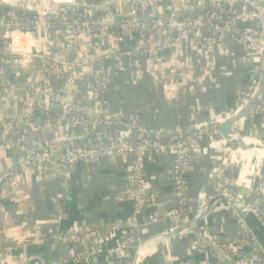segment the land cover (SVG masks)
Segmentation results:
<instances>
[{
	"label": "built area",
	"instance_id": "obj_1",
	"mask_svg": "<svg viewBox=\"0 0 264 264\" xmlns=\"http://www.w3.org/2000/svg\"><path fill=\"white\" fill-rule=\"evenodd\" d=\"M260 4L264 5V0H141L140 17L133 14L132 1L130 7L115 14L103 10L101 14L94 13L83 7H80V13L79 6L72 5L64 9H52L45 15L41 31L37 15L28 16L17 11H26L25 2L7 6L4 0H0V139L6 144L22 142L28 136L45 129L51 130L59 139L46 147H39L36 141H32L31 151L19 157L12 168L2 170L0 188L13 177L32 174L42 180L67 172L80 161L98 162L114 157H127L133 160V164L126 177V188L121 198L133 203L135 212L144 209L157 211V215L150 219L152 224L166 219L171 224L169 231H174L192 215L188 216L181 210L162 211L163 204L158 201L157 194L143 187L146 157L169 151L176 153V163L172 167L170 178L174 187L173 196L178 198L180 204H188L184 184L187 160L201 141L209 139L213 147L210 157L214 164L211 176L214 185L213 199L223 198L249 209L264 228V208H260L256 201L250 202L254 196L264 199V153H258L259 157L256 159L255 151L243 152L218 134L222 116L233 117L240 113L258 85L262 67L261 35L264 33V15L257 12ZM4 6L8 10H4ZM66 12L67 18L64 19L63 13ZM170 13H174L173 21L177 28L169 25ZM152 14L155 16L152 17ZM62 29L67 33L66 46L59 45L53 38ZM109 33L115 34L117 46L128 41L132 47L141 50L87 61L82 60L83 57L80 58L78 52H75L81 36L95 37ZM175 33L177 36H174ZM36 38L40 39L38 43L42 45L41 54L34 51ZM151 43L158 46L152 49L149 47ZM230 45L241 49L242 61L252 80L246 88L237 92L235 103L228 111L214 115L204 123L195 124L191 129L192 133H180L166 144L157 139L142 138L141 135L132 137L130 132L109 136V131L117 128L118 124L105 116L100 101L108 75L113 71L129 66L132 61L130 59L133 58L135 62L132 61L130 66L133 77L138 82L143 78V71L150 73L151 64H159L162 71H168L174 78V83L165 85L166 88L176 94L182 87L186 95H189L196 84L205 80L203 75L188 76L189 71H194L191 52L199 55L198 60L208 64L212 56L227 54ZM154 53H160L161 56ZM105 60L112 61V67L105 66ZM145 65H148V69L144 70ZM55 78L60 81L62 79L63 82L56 84ZM87 81L90 86L85 101L83 105L77 106L71 97H75L73 89ZM62 83L65 84L64 87ZM53 107L58 113L53 114ZM75 112L83 114L77 115ZM258 117L261 120L260 128L264 129V92L252 109L231 125L230 133L244 139L242 128ZM121 119L119 117L120 122L124 121ZM77 129L91 130L99 136L96 141L87 138L85 142L76 143L72 141L71 134ZM105 133L106 137L101 138ZM259 145L264 147V142L259 141ZM252 161L257 162V166L251 164ZM233 167L239 169L235 181L229 173V169ZM247 169L257 178L251 186L244 178ZM243 187L245 195L239 192V188ZM61 221L62 216L57 215L54 220L56 229ZM38 224L39 222L29 240L19 239L18 243L12 244L7 216L0 205V264H22L26 248L39 245L42 241ZM239 227L241 233L238 239L246 236L244 240L251 241L253 236L241 219ZM125 228L130 230L133 224L127 222L125 225L110 224L101 229H75L64 237L63 242L73 246V249H80L79 256L72 262L94 259L100 255L107 237ZM188 232L195 235L197 249L217 256L215 260L205 264H264L262 252L237 257L230 252L231 248L233 251L238 248L236 245H221L216 242L215 237L202 236L199 230L183 233ZM51 234L54 240L56 233ZM248 237L250 238L247 239ZM130 244L127 238L121 240L116 245L115 252L129 249L133 246Z\"/></svg>",
	"mask_w": 264,
	"mask_h": 264
},
{
	"label": "crops",
	"instance_id": "obj_2",
	"mask_svg": "<svg viewBox=\"0 0 264 264\" xmlns=\"http://www.w3.org/2000/svg\"><path fill=\"white\" fill-rule=\"evenodd\" d=\"M58 1L68 2L70 0ZM77 3L94 13L102 12V10L114 14L121 13L131 6L133 14L141 16L139 8L141 0H78ZM257 12L264 15V5L260 4ZM66 36V32L62 29L53 38L59 45L66 46L68 44ZM114 36L113 33L95 37L83 35L77 41L75 52H78L80 58L97 55L96 53L106 51L116 45ZM128 44L130 43L125 41L121 46H128ZM191 56L194 71H189L188 76L203 75L205 80L201 84H196L189 95H186L182 87L176 94L166 88L165 85L174 83V78L169 75L168 71H162L159 64L156 66L151 64L150 73L143 71V78L138 82L135 81L130 66L132 61L135 62L133 58L130 59L132 61L129 62V66L125 65L120 71H113L108 75L105 91L100 101L101 110L105 116H109L118 124L117 128L109 131V136L129 132L132 137H138L143 133L185 134L195 124L204 123L214 115L228 111L235 103L237 92L246 88L250 83L249 72L246 71V66L242 61L241 49L230 45L227 54L212 56L208 64L198 60L199 55L195 52L193 54L191 52ZM162 62L167 61L162 60ZM103 64L111 67L113 65L112 61L106 60ZM147 66H143V69L145 70ZM61 81L63 82L62 79ZM61 81L55 78L56 84ZM62 86L64 87L65 84ZM89 86L90 83L87 81L73 89L75 91V97L71 96L74 99L73 103L77 106L83 105ZM68 93L70 95L71 91ZM139 113L143 114L142 120L137 118ZM119 117L122 118L121 120H126L125 123L120 122ZM139 123H142V127H138ZM260 127L261 120L258 117L245 125L241 132L246 142L255 143L249 151L257 153L254 154L257 156L256 159L259 157L258 153H264V147L259 145V141L264 142V129ZM71 135L73 136L72 141L76 143L85 142L87 138H93V141H96V137L99 136L85 129H77ZM102 137H106V133ZM56 140H59L57 135L49 129L30 135L22 142L13 141L6 144L0 139V173L2 170L12 168L19 157L31 151L32 141H36L39 147H46ZM212 148L209 139L201 141L198 147L189 154L187 167H185L184 184L193 218H199L211 203V209L218 206L212 202L214 197V185L211 178L214 164L210 158L213 154ZM175 163L176 153L171 151L146 157L143 167V187L147 191L155 192L160 201L173 198L174 187L170 178ZM132 164L131 158L114 157L98 162L80 161L73 169L56 176L45 177L42 180H38L32 174L13 177L4 187L0 188V205L7 216L10 242L16 244L19 239L29 240L38 228L36 224L39 222L42 241L39 245L27 247L24 256L26 258V255H29L28 257H31L34 263L40 264L39 259L42 257L39 256L48 250L54 241L51 233H57L58 230L54 225L55 217L61 215L62 221L59 227L67 230V234L75 229H101L110 224L125 225L127 222L133 224L130 230L125 228L107 237L103 242L100 255L96 259H89L96 262L95 264H133L134 254L141 244L164 234H169L170 238L156 241L147 249L145 257L152 264H205L215 260L217 256L214 253L197 249L193 232L175 235L173 231H169L171 229L169 220L162 219L152 224L150 219L157 215V211L144 209L135 212L133 203L121 198ZM251 164L257 166L255 161ZM238 170L237 167L229 169L231 179L234 181ZM262 173L264 174V170ZM244 178L250 186L257 181L248 169ZM239 192L245 195V187L239 188ZM255 201L260 208H264L262 197L254 196L250 202ZM239 219L240 216L234 210L224 207L216 209L215 207L207 217L196 222V230L201 231L202 236L205 237L227 238L233 247L236 244L230 239L232 237L238 239L241 233ZM255 228L262 234L264 241V231L258 229L260 227L255 226ZM125 238L130 241L134 250L119 257L120 255H115V248ZM250 242L246 241L243 247L236 245L238 248L234 251L231 248L230 252L232 251L237 257H245L254 254L255 249L263 250L255 239ZM72 247L62 242L56 253L54 252V257H49L46 263H74L72 260L79 256L80 249Z\"/></svg>",
	"mask_w": 264,
	"mask_h": 264
},
{
	"label": "water",
	"instance_id": "obj_3",
	"mask_svg": "<svg viewBox=\"0 0 264 264\" xmlns=\"http://www.w3.org/2000/svg\"><path fill=\"white\" fill-rule=\"evenodd\" d=\"M33 1H39V2H44V7L42 6V8H38L36 6H33L34 3ZM5 4L7 6H14L16 3L18 2H25L26 4V11L35 14L39 17L38 23L40 25V30L42 31V23H44V18L45 15H47L50 11L46 10L47 5H50L53 9H64L68 6H72V5H76L79 7H82L80 4L78 3H56L53 0H4ZM49 8V7H48ZM166 15H168L166 13ZM152 17L155 16V14L151 15ZM63 18L66 19L67 18V12L63 13ZM174 13H170V18H169V25L171 28H174L177 25L174 24ZM179 29V27H178ZM40 35L41 32H40ZM174 36H177V33L174 34ZM38 40H40L39 38H36L35 41L37 42L35 44V53H42V45L40 43H38ZM120 41V40H119ZM261 41H262V53H261V63H262V67H261V72H260V77H259V81H258V85L255 89L254 94L252 95V97L250 98V100L248 101L247 105L242 109V111L240 113H238L237 115L233 116V117H226L225 115L222 116L223 121L219 124V128H218V134L219 136L224 139L229 141L230 143H232L234 146H236L239 150L241 151H249L251 150L255 143H249L246 142L242 137H234L231 133H230V127L231 125L238 121L241 117H243L244 115L247 114V112L252 109V107L255 105V103L258 101V99L260 98L261 94L264 92V33L261 35ZM158 45L151 43L149 45L150 48L155 49ZM141 48H135L132 47V45H128V46H117L114 45V47L100 52V53H96L97 55H92L90 57H85L82 60H93V59H97V58H103L105 56H109V55H118V54H126V53H133V52H137L140 51ZM155 55H160V53H154ZM45 69L48 71V66L45 67ZM252 80V78L250 79ZM137 118L142 120L143 119V114L139 113L137 114ZM126 120L122 121L123 123H125ZM138 127H142V123L138 124ZM213 204L216 205L218 204V206H214L213 209H216L218 207H224L225 209H232L234 210L239 216L240 219L245 223V225L247 226L248 230L251 232L253 239H255L258 243V245L264 250V241H263V237L262 234L260 232H258L255 228L256 227H260L258 229H262V231H264V228L260 225L259 221L251 214L249 209H245L244 207H242L241 205H237L235 203H233L230 200H225L223 198H215L212 200ZM216 203V204H215ZM212 203L209 206V208L205 211V213L201 214V216H199V218H193L191 217L187 222L183 223L181 226H179L178 228H176L172 233L175 235L181 234L185 231H194L197 228L196 222H199L201 220H203V218L207 217L208 213L213 209H211ZM67 235V230H63L60 229V227L57 230V233L55 235V239L53 241V243L51 244V246L49 247L48 250H45V252L42 253L41 259H39L40 264H47L46 261L49 257H54V252L56 253V251L58 250L59 246L61 245V243L64 240V237ZM170 238L169 234H164V235H159L157 237H154L152 239H150L149 241L145 242L144 244H141L137 249L136 252L134 254V261L133 264H152L151 261L149 259H146L145 254H147V249L149 248V246H153V244L156 241H161L164 239H168ZM134 247L131 246L129 247V249L122 251L120 253H116L115 255L119 256V257H123V255H127L129 254L130 251H133ZM262 250L263 254L264 251ZM40 253H41V249H40ZM57 255V254H56ZM29 255H26V258H24L23 264H36V262L34 263L31 259V257H28ZM38 258V257H37ZM96 259V258H94ZM96 262L92 261V260H80L77 261L75 263L72 264H95ZM39 264V263H38Z\"/></svg>",
	"mask_w": 264,
	"mask_h": 264
},
{
	"label": "trees",
	"instance_id": "obj_4",
	"mask_svg": "<svg viewBox=\"0 0 264 264\" xmlns=\"http://www.w3.org/2000/svg\"><path fill=\"white\" fill-rule=\"evenodd\" d=\"M3 9L4 10H8V7L7 6H4L3 7ZM20 14H24V15H31V16H34L35 14H32V13H30V12H28V11H25V10H23V9H18L17 10ZM78 11L81 13L82 12V8H78ZM99 14H101V12H99ZM68 18H70V15H68ZM53 23H54V21H53ZM52 112H53V114H56V113H58V110L55 108V107H53L52 108ZM75 114H77V115H81V114H83V113H81V112H79V113H76L75 112ZM190 133H192V130L190 129V130H188L187 132H186V134H190ZM142 138H147V139H152V140H159L161 143H164V144H166V143H168L169 142V140L170 139H172V138H174L175 136L176 137H178V134L176 135V134H161V135H157V134H153V133H143L142 135ZM170 152V151H169ZM172 152V151H171ZM158 201L159 202H161L163 205H162V211L163 212H167V211H170V210H181V211H183L184 213H186V214H188V216H190L191 215V212H190V210H189V205L187 204V203H185V204H180L179 203V201H178V198H176V197H174L173 196V198L171 199V200H168V201H160V199H158ZM214 237V236H213ZM250 237H248L247 239H249ZM216 239V238H215ZM244 239H246V236H243L242 238L240 237V239H237V238H235V237H232L231 239H230V241L231 242H234V243H236V245L238 246V247H243V246H245V240ZM243 240L245 241V242H243ZM248 242H250V240H247ZM252 241H254V239H253V237H252ZM216 242L217 243H219V244H221V245H226V246H228L229 245V239H227V238H223V237H220V238H217L216 239ZM251 243V242H250ZM258 250V251H257ZM255 251H257V252H262V250L261 249H255ZM263 253V252H262Z\"/></svg>",
	"mask_w": 264,
	"mask_h": 264
},
{
	"label": "rangeland",
	"instance_id": "obj_5",
	"mask_svg": "<svg viewBox=\"0 0 264 264\" xmlns=\"http://www.w3.org/2000/svg\"><path fill=\"white\" fill-rule=\"evenodd\" d=\"M78 2V0H74V2L73 3H77ZM33 3H34V5L33 6H36V7H38V8H42V6L44 5V2H37V1H33ZM95 3V2H94ZM48 7V9H46V10H49V11H51L52 9H53V7L52 8H50L51 6L50 5H47ZM44 7V6H43ZM66 35H67V33H66ZM204 206V205H203ZM202 206V207H203ZM205 207V206H204Z\"/></svg>",
	"mask_w": 264,
	"mask_h": 264
},
{
	"label": "bare ground",
	"instance_id": "obj_6",
	"mask_svg": "<svg viewBox=\"0 0 264 264\" xmlns=\"http://www.w3.org/2000/svg\"><path fill=\"white\" fill-rule=\"evenodd\" d=\"M13 1V0H12ZM55 1L56 3H72V0L66 2V1H58V0H53ZM250 143V142H249Z\"/></svg>",
	"mask_w": 264,
	"mask_h": 264
}]
</instances>
